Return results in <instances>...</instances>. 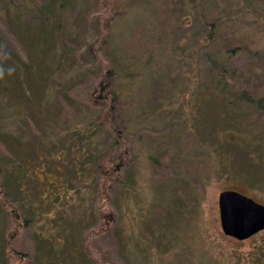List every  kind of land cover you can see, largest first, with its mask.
<instances>
[{"label":"rangeland","instance_id":"obj_1","mask_svg":"<svg viewBox=\"0 0 264 264\" xmlns=\"http://www.w3.org/2000/svg\"><path fill=\"white\" fill-rule=\"evenodd\" d=\"M260 98L264 0H0V193L26 221L7 261L264 264V227L225 235L216 205L264 204Z\"/></svg>","mask_w":264,"mask_h":264},{"label":"trees","instance_id":"obj_2","mask_svg":"<svg viewBox=\"0 0 264 264\" xmlns=\"http://www.w3.org/2000/svg\"><path fill=\"white\" fill-rule=\"evenodd\" d=\"M100 85L101 83L99 84V86ZM105 90L106 89H104V91ZM93 91L94 90L92 89L90 90V92L88 93L89 94L88 98H90V101L96 102L93 99L94 97ZM103 96L104 98L107 99V100H103L104 102H106V105H103L100 108H102L101 110L104 109L103 115L105 119L109 121V125L112 127V129L116 131L117 126L115 125L114 121L111 119L113 115L112 110H113L115 96L112 91L109 92L105 91ZM262 101H264V98H260L258 100V104H260ZM110 157L111 158L108 165L98 163L95 167H93L95 178L99 180L97 189L104 198L108 197L109 183H112L115 179H117L121 170L120 167L118 166L119 161L116 158V155L111 154ZM106 180L108 181L106 182ZM0 209L5 211L10 219V224L6 225L3 233L0 234V264H10V262L7 261V257L9 256V253L11 251L17 253L22 259L25 256V254L22 251V248L19 247V250H15L13 249V246H11L10 243L12 241L13 236L18 232L19 226L23 225L26 221L25 218L21 217L18 214L17 208H15V205L6 197V195H4V193H0Z\"/></svg>","mask_w":264,"mask_h":264},{"label":"water","instance_id":"obj_3","mask_svg":"<svg viewBox=\"0 0 264 264\" xmlns=\"http://www.w3.org/2000/svg\"><path fill=\"white\" fill-rule=\"evenodd\" d=\"M219 226L223 234L244 239L264 227V204L234 189L216 196Z\"/></svg>","mask_w":264,"mask_h":264}]
</instances>
